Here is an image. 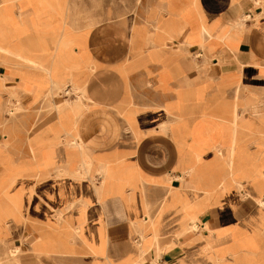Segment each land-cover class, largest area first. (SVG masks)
Instances as JSON below:
<instances>
[{"label":"crops","instance_id":"obj_1","mask_svg":"<svg viewBox=\"0 0 264 264\" xmlns=\"http://www.w3.org/2000/svg\"><path fill=\"white\" fill-rule=\"evenodd\" d=\"M58 1L23 10L16 48L0 42V126L11 80L47 110L28 160L3 131L0 213L34 198L52 229L28 223L32 239L67 251L41 264H264V0ZM92 22L129 39L124 59H93ZM13 48L40 66L12 75Z\"/></svg>","mask_w":264,"mask_h":264},{"label":"rangeland","instance_id":"obj_2","mask_svg":"<svg viewBox=\"0 0 264 264\" xmlns=\"http://www.w3.org/2000/svg\"><path fill=\"white\" fill-rule=\"evenodd\" d=\"M50 1L51 0H36V3L48 4L50 3ZM53 1L57 4L58 13H61L64 8L63 5L58 0ZM94 1L96 3L97 0ZM23 3H25V7ZM34 3L35 0H0L1 43H5L8 45L10 44V46H15V48L17 47V33L20 29V14L23 13L24 9L28 10L33 8L32 4ZM91 10L97 11V7L91 6ZM111 24L113 23L92 22L90 23V25H88L90 27L89 29H91V31H88V34L90 36L87 37L88 48L93 59L96 61H120L127 56L129 45L128 38H111L98 36V34L100 33H106L108 30L113 29ZM129 24L130 22L126 23V29H128ZM99 28L102 29V31H97V29ZM4 51V53H9V50ZM19 52L22 54L21 51ZM7 55H9V59H6L7 61H5L4 64H9L8 71H10L12 75L18 76L19 66L26 65V67H31V65H29L27 62L22 60L19 61V58L14 55H11L10 53ZM198 59H200V57ZM35 66H40V64H35L34 67ZM5 90H8L7 93L9 97L8 101L5 103V110L7 113H9L8 110H11L13 114L7 115L8 117L6 127L3 128V126H0V141H3L2 135L4 129H6L7 131H9V134L6 138V147L10 149L12 153H15L17 157H27L29 154H31V152H29L28 154L27 140L29 139V130L34 126V123L37 120H39L43 115L46 114L47 110L45 107H43V111L39 113V102L36 106L28 109L24 105L23 100L19 101L17 95H20V91L17 88L16 82H13L12 80ZM65 92L62 91L61 94H64ZM67 94H72V91H67ZM33 200L34 198L27 199V209L25 210V212H13L14 210L11 208L9 214L0 213V264H21V262H23V259L39 261V259L49 258L51 253L54 254L58 252H67L64 244L59 245L50 242V240L48 239L49 231L45 232L46 237L42 236V238L39 237L32 239V236L29 233L28 228L26 227L28 223L31 224L39 233L42 232L39 226L47 229H52L51 223L48 220L41 221L38 215H34L32 211L29 210V207L33 204ZM57 218L61 219L64 225L67 226L64 215L57 213ZM188 229L193 230V227L189 226L187 227V230ZM143 240H145V237L143 238ZM139 248L140 249H138L137 247L138 259H140V261L136 262L142 263L146 260L148 252L146 250L147 247L143 246V244ZM134 263V261H131L127 264ZM38 264H41V262L39 261Z\"/></svg>","mask_w":264,"mask_h":264},{"label":"bare ground","instance_id":"obj_3","mask_svg":"<svg viewBox=\"0 0 264 264\" xmlns=\"http://www.w3.org/2000/svg\"><path fill=\"white\" fill-rule=\"evenodd\" d=\"M66 35V34H65ZM182 37H184V36H182ZM203 39V38H202ZM183 40V39H182ZM185 40V39H184ZM60 41V40H59ZM204 42V41H203ZM1 50H2V48H0ZM4 50H6V49H4ZM3 50V51H4ZM11 55H14V56H16V57H19V58H22L25 62H27L29 65H31L32 67H34V65L35 64H40V63H37V62H35L33 59H31V58H29V57H27V56H24V55H22L18 50H16V49H12V50H9L8 51ZM235 58V57H234ZM222 61H223V59H221ZM237 61V60H236ZM242 62V61H241ZM225 63V62H224ZM47 73H49L48 72V68H47ZM9 114L10 115H12L13 114V112L11 111V110H9ZM254 122V121H253ZM246 123H248V121H246ZM220 125H224L225 126V124L223 123V124H220ZM230 125H234V123H232V124H230ZM246 125V124H245ZM252 125V124H251ZM251 127V126H250ZM218 131V130H217ZM228 131V130H227ZM219 132V131H218ZM218 135V134H217ZM219 136V135H218ZM86 162V161H85ZM65 188H63V190H64ZM98 204V203H97ZM194 229V228H193ZM195 230V229H194ZM82 233H83V229H81V235H82ZM154 243V241H152V244ZM142 246V245H141ZM155 246V245H154ZM137 247H138V249H140L139 247H140V245L139 244H137ZM157 247V246H156ZM158 248V247H157ZM97 249V248H96ZM149 251V250H148ZM11 253V252H10Z\"/></svg>","mask_w":264,"mask_h":264}]
</instances>
